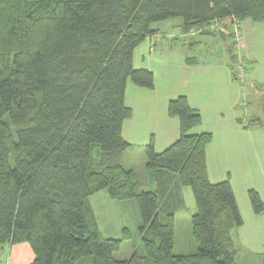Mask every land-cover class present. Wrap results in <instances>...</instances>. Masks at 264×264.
<instances>
[{"label": "trees", "instance_id": "obj_1", "mask_svg": "<svg viewBox=\"0 0 264 264\" xmlns=\"http://www.w3.org/2000/svg\"><path fill=\"white\" fill-rule=\"evenodd\" d=\"M171 19L185 32L225 19L264 22V0H0V245L27 242L30 264L86 256L92 264H236L231 233L242 219L229 179L208 180L212 134L192 133L201 118L185 96L167 105L178 139L160 153L152 140L145 146L157 189L143 191L121 164L126 83L153 87L152 73L134 68L133 50L157 32L154 23ZM181 187L196 209L189 254L173 253ZM102 190L138 209L141 243L128 259H115L121 239L98 229L89 196ZM247 196L262 213L258 193Z\"/></svg>", "mask_w": 264, "mask_h": 264}, {"label": "crops", "instance_id": "obj_2", "mask_svg": "<svg viewBox=\"0 0 264 264\" xmlns=\"http://www.w3.org/2000/svg\"><path fill=\"white\" fill-rule=\"evenodd\" d=\"M228 20L216 21L188 32L182 30L180 20H166L169 21L166 35L154 28L157 32L134 48L133 66L152 73L153 87L147 89L131 81L126 83L124 104L131 110V116L122 122L121 135L128 147L122 152L121 164L125 169L132 170L140 183V173H144L150 179L149 190L157 189L156 179L145 167V146L152 140L154 151L160 153L178 139L179 122L177 118L168 116L167 105L169 100L185 96L201 118L200 126L192 133L212 134L205 151L208 180L217 183L229 179L242 219L241 226L231 233L237 249L235 262L262 264L264 210L260 214L253 213L247 191L255 190L264 204V123L257 115L260 110L248 105L253 101L254 93L264 89V49L256 48L258 42H264V22L245 19L238 21L234 30L225 32L220 29L215 32L212 29ZM169 30L174 32L170 37ZM215 36L225 41L223 60L200 63L183 50L204 45ZM225 39H232L235 44H227ZM251 95L253 98L247 102ZM187 191L186 187L177 189L183 201L181 207H184ZM117 203L125 205L122 209L133 211L138 228L140 218L136 204L133 201ZM97 225L99 229L98 221ZM122 229L127 230V239H131L133 232L128 227ZM139 246L133 244L131 251ZM33 258V252L25 241L0 245V264H30Z\"/></svg>", "mask_w": 264, "mask_h": 264}, {"label": "rangeland", "instance_id": "obj_3", "mask_svg": "<svg viewBox=\"0 0 264 264\" xmlns=\"http://www.w3.org/2000/svg\"><path fill=\"white\" fill-rule=\"evenodd\" d=\"M172 21H174V19H172ZM226 22L227 23H223L221 25L220 23H218V25L213 26L212 29L215 32L219 31L220 29L227 32L228 29L234 30L238 23V21L235 19H229ZM168 24L169 21L158 22L154 23L152 25V28H158L159 31L166 35ZM168 33V36L170 37L172 32L170 31ZM198 36L200 37V35ZM220 40L221 39H219V37H211L207 40V43H205L204 45H195L193 48L186 47L183 48V50L188 56L195 57L200 63L223 60L225 41L223 42ZM225 40L227 44H235L232 39ZM256 46V48L261 47L260 49H264V42H258ZM237 49L238 48L236 47L234 48L235 51H237ZM262 61L264 63V55L262 56ZM262 68H264V65L262 66ZM251 97L252 95L248 97L247 102L250 101ZM248 105L251 108L254 107V109L258 111L260 110V114L257 115L261 116L264 123V89H261L257 93H254V99ZM4 121L8 123V118H4ZM140 178L142 183V190L148 191L150 189V179L147 178L144 173H140ZM186 188L188 191L184 194V207L179 208L175 215L173 246L174 254L190 253V251L195 252L197 248V244L192 235L191 226V216L193 213H195L196 210L195 203L192 197L191 189L189 187ZM89 202L95 212L101 236L106 238L111 237L121 239L120 247L117 251L113 253V257L117 260L128 259L132 253L131 250L133 244L137 243L139 245L141 242L138 234V228L135 223L133 211L130 208L122 209V207H124L125 205L122 206V203H117L119 201L110 199L106 191H99L90 195ZM123 227H128L130 232H133V236L131 239L123 238ZM134 236H136V238H134ZM91 260V256H86L81 258L76 264H91Z\"/></svg>", "mask_w": 264, "mask_h": 264}, {"label": "built area", "instance_id": "obj_4", "mask_svg": "<svg viewBox=\"0 0 264 264\" xmlns=\"http://www.w3.org/2000/svg\"><path fill=\"white\" fill-rule=\"evenodd\" d=\"M242 73V72H241Z\"/></svg>", "mask_w": 264, "mask_h": 264}]
</instances>
